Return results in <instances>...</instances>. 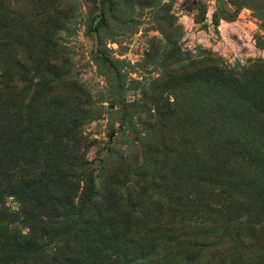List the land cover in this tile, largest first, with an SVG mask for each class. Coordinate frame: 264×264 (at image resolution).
Listing matches in <instances>:
<instances>
[{
    "label": "trees",
    "instance_id": "16d2710c",
    "mask_svg": "<svg viewBox=\"0 0 264 264\" xmlns=\"http://www.w3.org/2000/svg\"><path fill=\"white\" fill-rule=\"evenodd\" d=\"M98 23L106 24L104 9ZM52 39L46 34L39 45L49 47ZM34 46L27 44L30 51ZM242 69L216 59L193 65L182 82L197 96L188 143L173 146L160 137L151 161L145 147L146 163L109 177L103 192L77 150L88 143L80 127L91 111L58 117L35 109L36 101L26 110L0 91V264L45 257L46 264H230L228 258L264 264V71ZM171 103L170 115L179 119V103ZM149 174L146 189L158 194L155 222H148L146 197L134 193ZM122 203L132 215L119 212Z\"/></svg>",
    "mask_w": 264,
    "mask_h": 264
},
{
    "label": "rangeland",
    "instance_id": "374dc122",
    "mask_svg": "<svg viewBox=\"0 0 264 264\" xmlns=\"http://www.w3.org/2000/svg\"><path fill=\"white\" fill-rule=\"evenodd\" d=\"M102 9L106 24L98 23ZM46 34L54 44L40 46ZM213 59L238 71H264V0H0V91L26 110L36 101L35 109L58 117L92 112L80 127L88 143L77 150L88 159L98 192L112 175L146 163L145 147L151 161L160 137L173 146L188 143L189 108L197 96L182 82L193 65ZM175 100L179 119L170 115ZM255 173L250 165V176ZM150 179L144 176V189L134 193L146 197L148 222H155L158 194L146 189ZM7 203L19 205L13 197ZM118 209L132 215L125 203Z\"/></svg>",
    "mask_w": 264,
    "mask_h": 264
}]
</instances>
